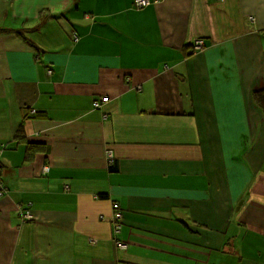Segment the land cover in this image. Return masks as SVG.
I'll use <instances>...</instances> for the list:
<instances>
[{
	"label": "crops",
	"instance_id": "crops-1",
	"mask_svg": "<svg viewBox=\"0 0 264 264\" xmlns=\"http://www.w3.org/2000/svg\"><path fill=\"white\" fill-rule=\"evenodd\" d=\"M259 91L264 0H0V264H264Z\"/></svg>",
	"mask_w": 264,
	"mask_h": 264
},
{
	"label": "trees",
	"instance_id": "trees-1",
	"mask_svg": "<svg viewBox=\"0 0 264 264\" xmlns=\"http://www.w3.org/2000/svg\"><path fill=\"white\" fill-rule=\"evenodd\" d=\"M56 16L55 15H53V14H51L50 12H49V10H47V9H40L39 10V12H38V18H39V21H45L46 19H48V18H55ZM35 28H33V29H31V30H34ZM30 31V30H29ZM25 40H26V42L29 44V45H33L32 44V42L29 40V39H27V38H25ZM260 92L261 91H259V93L257 92V93H255V100L261 105V107H263L264 108V102H263V100H264V94L262 93V94H260ZM102 99V98H101ZM100 99V100H101ZM93 107V106H92ZM94 108V107H93ZM94 109H98V108H94ZM27 112H29L30 114H35L36 113V110H34V109H30V110H28ZM22 127V126H21ZM21 127L19 126L18 128H17V130H16V133H15V136H14V139L15 140H18V141H20V140H22L23 139V135H22V129H21ZM25 146H26V148H25V159H31L32 158V152H33V150H34V148L37 146V144H35V143H32V142H27V141H25ZM0 148H2V147H0ZM2 152V151H1ZM113 163V160L111 161V162H107V165H108V170H109V172H113V171H115L116 170V168H114L113 167V165L114 164H112ZM0 180H1V178H0ZM2 182V181H1ZM4 188V187H3ZM5 189V188H4ZM112 206H116L117 207V211L121 214V220L118 222L119 224V228H118V231L117 232H115V235H119V233H120V229H121V227H122V220H123V213H122V209L120 208V206H119V204L117 203V202H113L112 203ZM112 212H113V210H112ZM18 214H19V216L21 217V219L22 220H25V221H27V220H30L31 219V214H30V212H28L27 211V209L26 210H19L18 211ZM25 214H29L31 217L29 218V219H25ZM113 228H114V225H113V223H112V230H113ZM116 241V240H115ZM119 241V240H118ZM121 242V241H120ZM122 243H124V242H122ZM125 244V243H124ZM116 247V246H115ZM117 248V247H116Z\"/></svg>",
	"mask_w": 264,
	"mask_h": 264
},
{
	"label": "built area",
	"instance_id": "built-area-1",
	"mask_svg": "<svg viewBox=\"0 0 264 264\" xmlns=\"http://www.w3.org/2000/svg\"><path fill=\"white\" fill-rule=\"evenodd\" d=\"M150 2V0H133V6L135 8H141V7H144L146 5H148ZM251 21L253 20V18H249ZM200 47V44L198 45H195V48H199ZM107 101V98H102L101 100H93L92 102V106L94 108H100L101 104L106 102ZM2 151V148H0V153ZM106 158H107V162H111L112 161V153L111 151H107L106 152ZM3 184L0 180V196L5 192V189L3 188ZM112 220L111 222L113 223L114 225V228H113V232H117L118 231V228H119V221L121 220V214L117 211V207L116 206H112ZM25 219H29L31 216L29 214H25ZM115 246L119 249H125L126 247V244L116 240L115 241Z\"/></svg>",
	"mask_w": 264,
	"mask_h": 264
},
{
	"label": "rangeland",
	"instance_id": "rangeland-1",
	"mask_svg": "<svg viewBox=\"0 0 264 264\" xmlns=\"http://www.w3.org/2000/svg\"><path fill=\"white\" fill-rule=\"evenodd\" d=\"M20 29V28H19ZM96 100H98V99H96ZM101 107V106H100Z\"/></svg>",
	"mask_w": 264,
	"mask_h": 264
}]
</instances>
